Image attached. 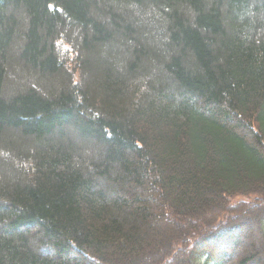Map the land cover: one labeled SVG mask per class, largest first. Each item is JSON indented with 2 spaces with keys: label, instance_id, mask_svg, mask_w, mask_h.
Instances as JSON below:
<instances>
[{
  "label": "trees",
  "instance_id": "16d2710c",
  "mask_svg": "<svg viewBox=\"0 0 264 264\" xmlns=\"http://www.w3.org/2000/svg\"><path fill=\"white\" fill-rule=\"evenodd\" d=\"M0 264H264V0H0Z\"/></svg>",
  "mask_w": 264,
  "mask_h": 264
}]
</instances>
